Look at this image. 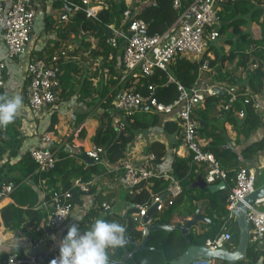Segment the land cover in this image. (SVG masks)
I'll list each match as a JSON object with an SVG mask.
<instances>
[{
    "label": "trees",
    "instance_id": "1",
    "mask_svg": "<svg viewBox=\"0 0 264 264\" xmlns=\"http://www.w3.org/2000/svg\"><path fill=\"white\" fill-rule=\"evenodd\" d=\"M109 2L112 3L110 13L101 11L98 20L90 17L86 18L82 12L78 11L72 16L71 23L64 26V28L61 25L56 27L57 31L61 29L58 31V36L61 38H64L65 33L69 31L78 34L81 27L92 30L93 35L96 37V44L90 49L89 55L93 59L100 58L99 63L91 72L85 71L82 63L77 65L73 60L62 63L59 76L61 82L59 99H69L67 97L75 93L78 94V101L85 102L88 105L90 102L86 101V98L95 92L97 100L102 105L100 113L96 115L98 125L92 137V143L102 145L105 150L103 158L110 163L116 162L115 164H117L126 157L125 150L134 135L133 128L146 124V122L137 119L136 112L134 121L125 126L123 131L116 132L112 115L108 114V109L113 106V101L119 92L128 87H132L135 91H144L151 84L156 87L155 95L160 102L171 103L178 97L179 91L176 84L169 80L168 72L180 84L190 87L199 75L198 66L206 53H203L202 58L199 60L176 56L168 66V72L156 68L152 75H143L137 79L127 77L121 83V75L118 69V57L120 55L118 45L114 47L106 42L108 29L104 23L118 21L119 12L126 7V0L120 2L109 0ZM58 3L61 5V2ZM256 6L249 0H225L219 13V35L222 36V42H228L230 47L227 53L218 51L214 43L208 47V50H214L215 53L214 59H210V66H214L213 73L209 75L210 82L218 80L236 85L237 82L232 75V71L240 66L243 67L245 82L236 86L235 99L229 102L227 92L217 91L207 95L202 103L193 108L191 113V118L196 123L198 137L205 140L203 149L211 152L218 159L220 167L226 171L228 185L233 184L236 171L240 166L252 162L256 155L264 150L263 137L246 143L261 126L259 113L253 109L250 103L244 102V99L249 96L246 88L249 87L253 92L264 88L263 76L261 75V67L264 64V7L256 8ZM248 12L251 13L255 23L259 26V36L252 35L251 31H243L239 28L246 21L243 18H235L236 14H246ZM177 16L178 11L173 9L172 0H152L144 12L147 33H163L175 21ZM45 26L48 29L53 27V18L49 15L45 17ZM230 26L233 27L232 34L227 33ZM233 35H236L234 41L232 40ZM60 41L50 40L54 44L52 46L55 47L59 45ZM83 46L88 47L89 42L82 40L80 47ZM52 50L53 48L47 50L46 57H50ZM44 56L42 54L38 55V57L43 58ZM217 62H220L219 65H216ZM224 62H228L233 66L223 70ZM104 67L106 70H104ZM205 74L208 73L205 72ZM95 78L97 79L94 82L93 79ZM0 94H3L2 87L0 88ZM227 103L229 104L228 107L224 108L223 105ZM239 110L244 112L242 117H238L236 114ZM151 113V118L159 115L155 112ZM85 116L86 113L81 114L76 123H79ZM21 120L22 115H17L6 128L0 127V161H2L0 180L2 182L9 179L15 181L14 189L10 194L13 202L7 203L1 208L0 220L6 230H19L24 235L35 238L44 234L46 226V211L43 207H38L39 196L34 187L37 179L42 177L48 188H66L72 186L76 179L83 182L91 180L94 175L103 172L104 167L93 159L87 161L82 152L58 149L55 152L57 160L52 168L42 171L36 170L37 163L31 156L32 147L22 150L26 135L21 131ZM55 122H57V117L56 113L53 112L46 131L56 130ZM165 122L164 125L167 129L171 125L174 131H180L179 124L176 121L165 120ZM226 125H229L235 134L233 141L228 136ZM79 134L80 137L84 136L81 133ZM240 143H242L241 148L237 151L235 146ZM164 149L163 143L159 141L150 143L149 152L155 155L154 167L164 157ZM190 161L191 153L187 157H180L176 154L173 156L171 175L178 180L181 192L173 199L171 204H168V199H166L159 212L151 217L150 221L151 223L164 222L171 225L174 214L182 218L190 217L197 206L200 205L202 215L208 218L209 221H201L198 230H195L193 226L189 228L188 233L192 244L204 245L207 239H214L222 232L227 231L231 237L223 245L227 249H232L238 240V228L235 221L227 216L226 197H223L219 191L211 192L207 188L191 186L198 172L202 173L201 168L203 165L190 164ZM168 184L169 179L163 175L154 176L148 181V186L144 184L139 192H127L126 200L129 205L124 215L111 214L107 210L100 217L110 222H119L126 228L128 243L124 247L108 250L112 264H168L170 260L177 258L186 249L185 237L179 230L174 229L170 232L154 230L148 235L147 248L141 252H136L132 260L128 259L122 262L124 255L131 251L134 244L143 237L141 229H138L140 222L133 218L132 213L137 211L139 204L150 202L153 196L164 194ZM94 187L90 184L87 192L74 187L71 198L72 207L83 209L85 206L84 198L92 194ZM103 198L104 195L101 192L93 194L91 205L84 212L82 221L78 222L81 231L87 229L94 219L99 218L103 212L101 206ZM67 231L68 228L63 231L62 238L67 234ZM11 251L18 258L23 255L22 251L16 247ZM4 258L5 255L1 254L0 260ZM262 258H264V248L260 252L255 244H249L244 257L233 264H264ZM52 259L53 254H48L44 258V264H50ZM220 261L223 262L222 264H228L225 261Z\"/></svg>",
    "mask_w": 264,
    "mask_h": 264
},
{
    "label": "built area",
    "instance_id": "2",
    "mask_svg": "<svg viewBox=\"0 0 264 264\" xmlns=\"http://www.w3.org/2000/svg\"><path fill=\"white\" fill-rule=\"evenodd\" d=\"M49 1L61 2L59 19L68 23L72 22V16L78 11L82 12L86 18L98 20L99 11L107 8L104 0ZM224 1L172 0V6L178 11V16L163 33L148 34L145 20L142 16L133 14V11L128 7L120 11L118 23L105 22V27L108 29L106 42L111 46L118 45L119 47L120 81H124L127 77L136 78L152 75L156 68L168 72V66L176 56L199 60L203 53L206 55L202 58L198 71H211L210 59L212 56L208 47L220 36L219 13ZM249 1L262 2V0ZM41 18L42 20L45 18V13L42 14ZM42 20L40 22L36 18V11L31 5V0H0L1 39L5 44V53L3 57H0V88L5 85V66L7 62H13L23 72L28 106L33 111H39L44 106L55 102L61 87L60 65L76 59V54L70 53L72 48L69 45L54 47L50 57H46L47 54L44 58L38 56L25 57L26 49L38 37L39 34L37 33L44 30L45 23ZM81 30L85 36L88 34L83 28ZM82 31L81 34L84 35ZM85 40H88L90 46H93L95 37L88 35ZM99 59L88 62L91 66L97 65ZM81 63L80 60L79 64ZM168 78L176 84L179 94L175 100L167 104L157 99L154 85H148L144 91H135L132 87L122 89L114 101L111 112L114 128L117 133L123 131L125 126L134 121L135 113L143 106H147L152 112L164 114L170 120L176 121L180 127L182 143L191 153L190 164L203 165V178L206 183H214L220 180H224L226 183L228 189L226 194L227 216L232 218L234 217L233 210L237 204L256 188L255 169L248 165L240 166L236 171L233 184L228 185L226 171L220 167L218 159L211 152L203 149L205 140L198 137L196 123L192 120L191 113L193 108L202 103L207 95L217 91L227 92L229 102H231L236 97V87L228 83L207 82L202 78L196 79L190 87H185L175 80L169 72ZM244 102L250 103L253 109L259 113L261 126L264 128V103L255 102L250 96L245 98ZM228 105V103L224 104L223 107L227 108ZM243 113V110H239L236 114L238 117H242ZM52 135V131H44L40 140L43 143L51 142ZM58 149L80 151L85 157L97 162L104 159L105 152L103 146L97 144H92L89 148L81 151L78 146L70 144L68 141H61L58 146L56 144L54 146H45V144L34 146L31 148V156L37 163L36 170L42 171L52 168L57 160L55 152ZM154 160L155 155L152 152H147L139 160L124 158L114 165L112 171L115 175L120 176L121 183L129 193L139 192L144 184H148L151 178L158 175L154 170ZM163 176L169 179V184L165 190L164 201H159L158 210L164 205L166 199H168V204H171L181 192V186L174 176L171 174ZM89 182L76 179L70 187L55 189L48 188L42 177L37 179L34 187L39 196L38 207H43L46 211V227L57 229L66 221L74 210L71 203L73 188L76 187L87 192ZM14 186V180L3 181L0 184V198L8 197ZM159 197L158 195L153 196L150 202L139 204L138 210L132 213L133 218L140 222V218L146 209L154 201L159 200ZM263 199L246 203L244 209L249 225L248 243L255 244L257 249L262 246L264 240V208L259 207ZM101 206L103 213L110 207L109 203L105 201H102ZM58 213L65 214L67 217L62 218L57 215ZM141 232L143 235V227H141ZM230 237V233L224 231L214 239H207L205 244L212 248L224 247L223 244ZM58 256L59 251L53 254V258ZM0 264H21V262L16 254L11 252L0 260ZM34 264H44V262Z\"/></svg>",
    "mask_w": 264,
    "mask_h": 264
},
{
    "label": "crops",
    "instance_id": "3",
    "mask_svg": "<svg viewBox=\"0 0 264 264\" xmlns=\"http://www.w3.org/2000/svg\"><path fill=\"white\" fill-rule=\"evenodd\" d=\"M115 1L120 2L121 0H115ZM151 2L152 0H126V7L130 8L133 11V14L142 16V18L144 19L145 9ZM104 3L106 4L105 7L107 8L100 10L99 13L101 11H108L110 13V10H111L110 7L112 3L109 2V0L108 2L104 0ZM251 3H254V5H257L256 8L264 7V0H262V2L260 3H255V2H251ZM31 5L33 9L36 11V18L39 19L40 22L42 20L41 17L43 13H45V17L48 15L51 16L53 18V27L48 29L44 25L43 32L37 33L39 34L38 37L34 41H32L29 47L26 49L25 57L27 58L28 56L29 57L38 56L40 54L46 55L47 50L55 47V46H52L54 44L50 42V40L51 39L61 40L59 45H69L72 48V51H70V53L76 54V57H75L76 59L73 61L77 65L79 64V61L81 60L85 71L87 72L93 71L95 68L92 67L91 64L88 62V61L93 60V58L89 55L88 50L89 48L95 46L96 44V37L93 35L92 30L83 28L85 32L88 33L85 36V33L81 30L82 28L81 27L79 29L78 34H75V32L73 31H69L65 33L64 38H61L58 36V31H60L61 29L57 31L56 27L58 25L60 27L61 25V27L64 28V26L68 25L69 23L59 19V12L61 11V5L58 3V1L52 2L49 0H31ZM173 9L176 10L174 7ZM118 17L120 19V12H119ZM235 18H243L246 21L244 24H242L239 27L241 30L251 31L252 35L259 36V33H258L259 26L255 23V20L252 18L251 13L249 12L246 14L238 13L236 14ZM119 19L118 21H109L108 23H115V22L118 23ZM42 21L45 23V18H43ZM232 28H233L232 26L228 28L227 30L228 34H232L231 32ZM253 28L255 29L257 28V31L254 32V30H252ZM81 31L84 33V35L81 34ZM88 35H93L95 37L94 45L90 46V43H89L88 47H85V46L80 47V44H82V40L88 41V40H85V37H87ZM219 37L222 40V36H219ZM223 39H224V36H223ZM232 40L233 41L236 40V35H233ZM223 47L224 49L229 48L230 44L228 42H224ZM210 51H211V56H212L211 59H214L215 57L214 50H210ZM118 52H119V47H118ZM4 53H5V44L3 40L1 39V30H0V57H3ZM118 60H120V55L118 57ZM219 63L220 62H217L216 65L217 64L219 65ZM223 65H224L222 67L223 70L229 69L233 66L232 64H229V63L226 66V62H224ZM118 69L119 71H121V68L119 65H118ZM213 69H214V66L211 68V71L199 72V76L197 77V79L201 77L202 80L210 82L211 80H210L209 75L213 73ZM104 70H105V67H104ZM243 70H244L243 67L240 66L237 69H234L232 71V75L235 77V80L237 82L236 85L233 84L235 87L238 85H242L245 82L244 80L245 72ZM205 72L208 74H205ZM203 73L205 74V78L202 77ZM261 75L263 76V81H264V64L261 67ZM4 77H5V85L4 87H2L3 93L7 92L10 95L18 94L23 97V105H22L21 110L18 113V115H22L21 129H22V132L26 135V139L24 141L22 150L30 148V146L33 147V146H40L44 144L45 146L46 145L54 146V144L58 146L61 141H68V143L74 144L78 146V148L81 151L82 150L84 151V149L89 148L93 144L92 137L98 125V119L96 115L100 113L101 105H102L101 102L97 100L95 92H93L91 96L86 98V101L90 102L87 105L85 102L78 101L77 99L78 94H75V93L67 97L69 99H65V98H62L63 100H61V98L59 99V93H61V87H60L57 99L55 100L53 104L46 105L39 111H33L28 106L26 91H25V79L23 77V72L21 68H18L13 62H7L5 69H4ZM139 77L140 76L136 77L135 79ZM96 79L97 78L93 79L94 82ZM215 81L219 84L225 83V82L218 81V80H215ZM123 82L124 81H121V83ZM246 90L249 92V96L251 97L252 100L258 103H264V88H262L259 91H255V92H253L249 87H247ZM114 101H113V105H114ZM112 110H113V106L110 109H108V114H111ZM53 112L56 113V117H57V122H55L56 130L52 131L53 132L52 141L43 143L40 140V136L42 135L44 131H46V128L50 121L51 114ZM151 112L152 111H150V109H148L145 106L141 107L138 110L136 114L137 119H139V121L146 122V124L143 126H138V127L133 128L134 135L127 144V147L125 150V156H126L125 158L139 160L147 152H149V145L151 142L159 141L163 143L164 145L165 154L161 162L155 165L154 169L158 175H169L171 174V170H172L173 156L176 154L177 156H180V157H187L189 155V152L182 143V137H181L180 131L179 132L174 131L171 125H169V129L165 127L166 126L164 125L166 123L165 120H170L169 117H167L164 114L163 116L161 113H158L159 115H156L155 117L151 118V114H152ZM84 113H86V116L83 117V119L80 120L79 123H76L77 118L80 119V115ZM28 126H35L36 133L30 134L28 132V129H29ZM226 128L228 131V136L230 137L231 141H233L234 135H235L234 132L231 130L229 125H226ZM230 131L232 134L230 133ZM79 133L83 134L84 136L80 137ZM263 135H264V128L260 126L256 130V132L251 135V137L247 140L246 143H249L255 139L262 138ZM69 136L71 137L68 138ZM242 143L239 144L240 147ZM1 163L2 161H0V165ZM99 163L104 167V171L101 172L99 175H94L91 178V180H89L90 181L89 185L92 184L95 187L94 189H92L93 190L92 194L85 196L84 199L86 200L85 201L86 203H85L84 208L83 209L73 208L74 210H72V214H70L69 217L66 219V221L57 229H50L45 226V231L42 236L32 238L30 235H24L19 230H15V231L6 230L0 220V255L3 254L6 257L10 252H12L11 250L14 247H16L19 250H21L23 253V255L19 257L21 264H34V263L44 262L45 256H47L48 254H54L55 252L59 251V246H60V241L62 239L63 231L69 228L71 224L73 223L78 224V222H80V221L75 220L73 216H80L82 218V216L84 215V212L91 205L93 194H97L98 192H101L102 195H104L103 201L109 203L110 205L108 209L109 213L117 214L118 216L124 215L129 205V202L126 200V194L128 191L121 183L120 176L113 174L112 168L114 167L116 162L110 163L108 162L107 159L104 158ZM255 163L256 161L254 159L252 162H249L248 164H246V166L247 165L253 166V164ZM201 169H202V173L198 172L197 176H201L203 178L204 169L203 167ZM197 176H196V179H197ZM0 181L2 182V180ZM256 181H257V184H256ZM149 183L151 184V182ZM255 184L256 186L257 185L260 186L264 184V175L258 176L256 172ZM146 185L148 186V184ZM193 187L201 188L197 185ZM119 188L124 189L122 195L119 191ZM118 197L121 199H119ZM10 202H13L10 195L8 197L0 198V210L3 206H5L7 203H10ZM130 205L132 206L131 203ZM259 207L264 208V199H263V202L259 204ZM103 214L104 213L102 212L99 218ZM154 215H152L151 217H153ZM180 219L182 220V217H180L177 214H174L171 225H174L177 222L181 221ZM232 219L235 221V216L232 217ZM200 222L197 227L193 226L195 230L199 229ZM263 248H264V240H263L262 246L258 247V251L261 252ZM222 263L223 262H221L219 259H212L209 262H206L205 260L194 261L192 264H222Z\"/></svg>",
    "mask_w": 264,
    "mask_h": 264
},
{
    "label": "water",
    "instance_id": "4",
    "mask_svg": "<svg viewBox=\"0 0 264 264\" xmlns=\"http://www.w3.org/2000/svg\"><path fill=\"white\" fill-rule=\"evenodd\" d=\"M147 107V106H145ZM86 158V157H85ZM87 161H90L89 158H86ZM199 186L201 188H207L211 192L220 191L223 197L227 194V185L224 180H220L217 183H206L204 178L197 176V179L191 183V186ZM166 193L162 194L159 197V200L154 201L145 211L144 215L140 218V223L142 224L144 235L139 242L134 244V247L131 251L124 255L122 262L128 259H133L136 252H141L147 248L146 242L148 235L151 231L154 230H165L172 231L177 229L185 237L187 247L186 249L175 259H172L168 264H192L194 261L206 260L209 262L212 259H219L225 261L228 264H233L237 260L244 257L246 249L249 242V225L245 217V207L246 203H251L256 199L264 198V184L257 185V187L245 196L243 201H240L237 204V207L233 210L235 221L238 227V240L236 245L232 249H227L225 247L212 248L204 245L192 244L190 235L188 233L189 228L192 226L197 227L200 221H209L208 218L204 217L201 214V207L197 206L194 213L188 218H182L181 223L170 225L166 223H151V216L157 214L159 211L157 206L159 201H164Z\"/></svg>",
    "mask_w": 264,
    "mask_h": 264
},
{
    "label": "clouds",
    "instance_id": "5",
    "mask_svg": "<svg viewBox=\"0 0 264 264\" xmlns=\"http://www.w3.org/2000/svg\"><path fill=\"white\" fill-rule=\"evenodd\" d=\"M22 105V96L7 92L0 94V127L6 128L12 123ZM57 215L67 217L65 214ZM73 217L82 221L80 216ZM127 243L126 228L119 222L96 218L83 232L77 223H73L60 241L59 256L50 264H112L108 250L124 247Z\"/></svg>",
    "mask_w": 264,
    "mask_h": 264
},
{
    "label": "rangeland",
    "instance_id": "6",
    "mask_svg": "<svg viewBox=\"0 0 264 264\" xmlns=\"http://www.w3.org/2000/svg\"><path fill=\"white\" fill-rule=\"evenodd\" d=\"M252 30H254V32L255 31H257V28L255 29V28H253ZM223 43L224 42H222V40H221V38L219 37L215 42H214V45L217 47V50L219 51H221V52H223V53H227V51H228V49L229 48H226V49H224V47H223ZM226 44V43H225ZM228 65V62H226V66ZM92 67H96V65H93ZM93 68V69H94ZM204 74H202V77H204L205 78V75L203 76ZM121 82V81H120ZM138 112V111H137ZM29 127V129H28V132L30 133V134H33V133H36V129H35V126H28ZM21 131H22V129H21ZM227 133H228V131H227ZM230 133H231V131H230ZM232 134V133H231ZM31 147V146H30ZM241 147L238 145V146H236L235 147V149L238 151L239 149H240ZM255 161H256V163L255 164H253V168H255V172H257V174H258V176H262V175H264V150L262 151V152H259L257 155H256V157H255ZM114 174V173H113ZM119 191H120V193H121V195L123 194V191H124V189L123 188H119ZM226 197V196H225ZM119 198V197H118ZM119 199H121V198H119ZM137 210H138V208H137ZM181 220V219H180ZM173 221V220H172ZM178 223H181V221H179V222H177L176 224H178ZM172 224V223H171ZM141 227H142V224L141 223H139V226H138V229H141ZM144 235V234H143ZM206 261V260H205ZM207 262V261H206Z\"/></svg>",
    "mask_w": 264,
    "mask_h": 264
}]
</instances>
